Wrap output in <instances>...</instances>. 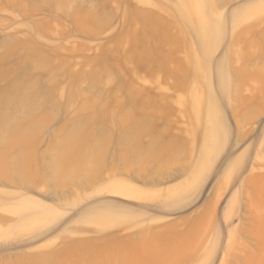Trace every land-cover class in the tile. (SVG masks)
I'll use <instances>...</instances> for the list:
<instances>
[{"label":"rangeland","instance_id":"obj_1","mask_svg":"<svg viewBox=\"0 0 264 264\" xmlns=\"http://www.w3.org/2000/svg\"><path fill=\"white\" fill-rule=\"evenodd\" d=\"M42 253L264 264V0H0V264Z\"/></svg>","mask_w":264,"mask_h":264},{"label":"bare ground","instance_id":"obj_2","mask_svg":"<svg viewBox=\"0 0 264 264\" xmlns=\"http://www.w3.org/2000/svg\"><path fill=\"white\" fill-rule=\"evenodd\" d=\"M197 8H198V11L202 17V21L204 24L203 25V36L205 37V36H208V33H209L207 30V29H209L208 20L204 16L202 4L199 3ZM183 13L185 14V16L188 17V12L185 9H184ZM67 154H68V152L66 151L65 147H60L56 158H57V161H59V164H62L63 168L69 169V166L67 164L65 165V163H64V158H66ZM22 159L23 158H21V161H20V158H19V160L17 161L18 164L21 165L23 163ZM118 191L123 193V194H129V192L123 186L119 187ZM47 211H49V209H47ZM37 255L38 256L34 257V261L37 264H54L53 260L56 261V259L53 258V255L51 253H42V254H37ZM32 261H33V259H32ZM31 264H33V263H31Z\"/></svg>","mask_w":264,"mask_h":264}]
</instances>
